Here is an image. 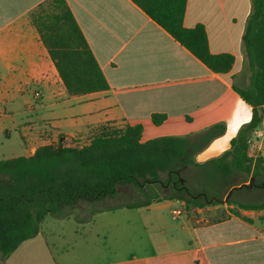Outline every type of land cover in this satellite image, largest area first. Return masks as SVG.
<instances>
[{"label": "crops", "instance_id": "crops-1", "mask_svg": "<svg viewBox=\"0 0 264 264\" xmlns=\"http://www.w3.org/2000/svg\"><path fill=\"white\" fill-rule=\"evenodd\" d=\"M45 1L0 0V132L9 143L13 131L21 133V142L14 141L11 147L20 153L12 158L32 156L38 148L59 142L75 147V142L88 141L91 130L99 126L140 125L145 143L223 124L225 133L196 156V162L204 164L229 151L232 139L251 121L253 109L235 87L250 85L243 36L252 0L187 1L184 26H204L211 53L234 56L235 63L225 74L210 70L131 0H66L109 84L106 91L83 96L68 94L31 23V13ZM156 114L167 117L161 125L153 123ZM261 138L264 131L259 127L248 151L254 160L264 159ZM252 174L233 172L229 180L237 185L229 190L231 204L187 212L182 201L158 199L147 207L74 218L75 234L84 243L79 253L87 254L85 264H101V245L90 258L86 234L100 240L101 234L124 235L120 250H113L115 258L104 264H264V209L238 206L264 202L260 195L264 172L258 176L260 186ZM180 208L186 213L174 220L172 212ZM96 219L98 230L80 231ZM43 235L41 226L37 237ZM66 246L72 253L69 263L82 264L75 247ZM118 251L122 257H116ZM12 261L10 255L0 264Z\"/></svg>", "mask_w": 264, "mask_h": 264}, {"label": "trees", "instance_id": "trees-1", "mask_svg": "<svg viewBox=\"0 0 264 264\" xmlns=\"http://www.w3.org/2000/svg\"><path fill=\"white\" fill-rule=\"evenodd\" d=\"M131 1L210 70L218 74L231 71L234 56L212 54L204 26L193 29L184 26L188 0ZM30 19L70 96L109 89L66 0L41 3ZM243 47L250 85L235 90L252 107V119L232 139L231 149L219 158L204 164L195 160L225 133L223 124L197 134L156 138L145 143L141 141L140 125L99 126L91 130L85 146L66 147L59 142L40 147L29 157L0 161L1 260L5 261L24 242L36 238L48 216L62 217L65 209H76L82 200L114 198L119 185H164L170 193L94 213L147 207L158 199L182 201L187 212L196 207L231 204L229 190L237 185L229 180L233 172L248 176L253 172L255 178L264 172V159L254 160L248 155L251 136L264 121V0H252ZM166 118L156 114L152 120L161 125ZM238 206L258 210L264 209V202Z\"/></svg>", "mask_w": 264, "mask_h": 264}, {"label": "rangeland", "instance_id": "rangeland-1", "mask_svg": "<svg viewBox=\"0 0 264 264\" xmlns=\"http://www.w3.org/2000/svg\"><path fill=\"white\" fill-rule=\"evenodd\" d=\"M260 129L264 131V126L261 125ZM10 138L12 142L9 143L7 142L8 137H6L4 133L0 132V161L12 159L13 155L20 153L12 151L11 147L14 145V141L21 142V133L19 131H13ZM260 140L264 142V138H261ZM87 143V140L78 141L75 142L74 145L75 147H82ZM192 173H187V176H190V174L192 175ZM163 180H165V176L163 177ZM256 184H258V186L261 184V179L259 177H256ZM169 193L170 189L168 187H164V185L160 187L158 185L141 184L140 186H135L128 184L119 185L117 195L114 198L104 197L94 201L82 200L78 203L76 209H65L62 217L71 218L69 220L57 219V216H48L42 225V231L44 235L42 237H36L34 239L28 240L21 244L19 248L11 254L13 258L11 264H70V256L72 253L70 250H68V247L66 246L67 244L73 245L75 247L76 254H79L82 264H85L87 263V258L84 256L87 254H83L82 252L79 253L84 243L79 237H77V234H75V229L78 228V225L75 223L74 218L77 220L91 218L94 212L97 210L107 209L109 207H117L134 202H143L148 198H153L155 195H161L162 197ZM236 194L237 193H234V195ZM260 195L264 196V189L260 190ZM261 200L263 199L256 201L244 199L246 202H258ZM99 228L100 221L99 219H96V222L94 223L83 224V226L80 228V231L85 233L92 230H98ZM86 235L88 236L87 240L89 241L88 248L90 258H92L99 249L98 244L101 245V264L112 261L115 258L113 251L114 248L117 247L118 250H120L119 247H121L125 241L124 235L116 238L109 235L105 238L104 235L101 234V240L98 239L96 234ZM55 246L59 249L56 250ZM61 248H64L63 255L60 254ZM116 254V257L118 258L123 256V253L119 251ZM0 262H2L1 257Z\"/></svg>", "mask_w": 264, "mask_h": 264}, {"label": "built area", "instance_id": "built-area-1", "mask_svg": "<svg viewBox=\"0 0 264 264\" xmlns=\"http://www.w3.org/2000/svg\"><path fill=\"white\" fill-rule=\"evenodd\" d=\"M262 136V135H260ZM186 213L185 208L176 209L172 212V216L174 220H178Z\"/></svg>", "mask_w": 264, "mask_h": 264}, {"label": "water", "instance_id": "water-1", "mask_svg": "<svg viewBox=\"0 0 264 264\" xmlns=\"http://www.w3.org/2000/svg\"><path fill=\"white\" fill-rule=\"evenodd\" d=\"M231 194V193H230Z\"/></svg>", "mask_w": 264, "mask_h": 264}]
</instances>
